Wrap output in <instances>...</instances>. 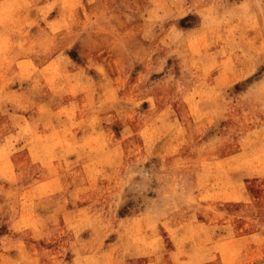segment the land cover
Returning <instances> with one entry per match:
<instances>
[{
	"label": "clouds",
	"instance_id": "obj_1",
	"mask_svg": "<svg viewBox=\"0 0 264 264\" xmlns=\"http://www.w3.org/2000/svg\"><path fill=\"white\" fill-rule=\"evenodd\" d=\"M0 264H264V0H0Z\"/></svg>",
	"mask_w": 264,
	"mask_h": 264
}]
</instances>
